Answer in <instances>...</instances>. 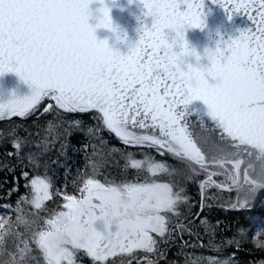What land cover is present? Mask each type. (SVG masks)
Listing matches in <instances>:
<instances>
[{"label": "snow or ice", "instance_id": "obj_1", "mask_svg": "<svg viewBox=\"0 0 264 264\" xmlns=\"http://www.w3.org/2000/svg\"><path fill=\"white\" fill-rule=\"evenodd\" d=\"M92 2L0 0V76L15 73L31 89L23 98L0 103V120L27 118L48 100L41 115L53 113L59 118L56 127L67 124L68 136L83 122L65 121L64 114H91L96 124L87 132L99 142L87 158L90 172L73 179L78 194L55 188L46 174L22 173L25 187L34 195L18 199L11 224L0 217V264H80L81 252L93 264H108L116 257H121L119 264H132L133 259L141 264L134 255L137 250L146 254L145 264H158L164 258L162 242L180 239L184 246L196 247L183 239L200 237L190 227L194 220L188 219L194 206L191 198L184 187L176 190L175 183L159 180L160 175H182L188 181L203 175L196 181L201 212L211 207L207 200L213 199L208 195L212 188L236 193L233 210L264 201V0H212L229 19L243 12L252 26L236 38L221 39L215 50L205 49L206 67L200 66L201 55L190 50L185 39L187 29L205 27L204 0H140L151 24L138 29L139 39L126 54L97 40L88 23ZM99 12L102 18L96 27L111 28L110 9ZM189 57H195V65L187 62ZM48 126L51 129L53 122ZM102 131L114 134L126 148L170 155L181 167L109 148ZM11 143L19 154L21 144L16 138ZM44 151L26 154L28 166L46 167ZM120 160L125 161L122 167ZM106 167H121L123 178L102 172ZM130 169L137 173L131 179ZM221 176L223 180L214 179ZM54 196L62 197L63 203L59 210L49 211L46 202ZM22 203L35 211L26 215ZM181 205H188L187 223L181 220ZM195 220L205 226L200 213ZM20 225L24 233L15 230ZM238 232L244 234V229ZM208 234L210 250L219 251L212 243L214 231ZM10 241L14 251L8 250ZM233 242L239 247L235 237L227 240L229 246ZM257 246L264 249V242ZM182 254L188 264L189 255ZM124 256L131 259L125 262ZM198 259L230 264V258Z\"/></svg>", "mask_w": 264, "mask_h": 264}, {"label": "trees", "instance_id": "obj_2", "mask_svg": "<svg viewBox=\"0 0 264 264\" xmlns=\"http://www.w3.org/2000/svg\"><path fill=\"white\" fill-rule=\"evenodd\" d=\"M50 101L45 100L41 103L37 111L27 118L11 117L9 119L0 120V217H7L11 224L17 215L16 203L20 197L27 196L29 199L34 195L29 188L25 187L27 183L23 172L27 171L29 176L37 174H46L52 179L55 188L61 191H67L70 194H78L75 192L73 186V179L78 173L90 172L87 167L88 157L92 153V145H99V142L93 139L87 132L90 125L95 126L96 121L91 118V114H64L65 121L81 120L83 123L79 130H72L70 136L64 133L67 124L56 127L59 118H54L53 113L41 115L43 108L47 106ZM39 117V118H38ZM48 122H53V127L49 129ZM10 132H14V137L10 136ZM100 135L107 141V147H116L125 149V151L133 152L135 158L140 159L138 155H150V153L135 152L131 149L124 148L123 144L107 131H102ZM16 138L22 146V151L19 154L14 153L11 140ZM87 146V147H85ZM44 155L42 160L46 162V167L34 169L28 166L26 154L40 153L42 150ZM13 152L12 156L8 153ZM125 163L120 160L119 164L122 167ZM6 165H10L14 170H10ZM121 167H106L102 172H110L117 180L122 179ZM136 174V172H135ZM134 170H129L127 176L129 179L135 176ZM103 180V176L98 177ZM169 181L177 185V189L183 186V176H170ZM196 182V181H194ZM187 195L191 198L190 204L194 206L191 208L192 216L189 220H194L193 225H190L193 231H199V241L195 238H190L188 235L187 241L190 244H196V247L184 246L178 239L175 243L169 241L168 243H160V252L164 253V258L158 259V264H186L185 256L189 255L188 264L191 260H196L197 264H206L205 260L198 259V257H218L220 259L230 258V264H264V249L257 246V242H263L256 238V232L263 228L264 222V202L256 200L255 205L250 209L233 210L230 205L236 199V193H227L212 188L208 191V195L214 197L213 194H221L220 200L216 203L213 199L207 200V204L211 207H205L203 212H200L201 217L206 218L205 226H201L199 220H195L196 213L200 209V194L198 183L187 181ZM63 199L60 196H54L52 201L46 202V207L49 211L53 209L59 210ZM258 204V205H257ZM11 205L12 207H7ZM182 206V205H181ZM21 207L26 215L31 214L35 210L30 204L22 203ZM188 205L181 220L187 216ZM41 216L47 215L45 212H40ZM7 227V226H6ZM207 227V232L205 231ZM239 229H244V234L238 232ZM16 231L24 233L23 225L15 228ZM214 231V239L212 243L219 247V251H213L209 248L210 235L208 233ZM235 237L239 241V247L233 242L231 246L228 245L227 240ZM30 246L35 248V245L29 241ZM202 243L204 246L200 247ZM22 246V245H21ZM8 250L14 251L13 242H9ZM146 254L141 251L135 256L140 260L141 264H145L143 257ZM149 255L151 259H157V256ZM159 255V254H157ZM3 259V257H0ZM80 264H93V261L83 252L78 254ZM115 259L117 264L121 258H110L108 264ZM123 259L127 262L131 257L124 256ZM132 264H137V260L133 259Z\"/></svg>", "mask_w": 264, "mask_h": 264}, {"label": "water", "instance_id": "obj_3", "mask_svg": "<svg viewBox=\"0 0 264 264\" xmlns=\"http://www.w3.org/2000/svg\"><path fill=\"white\" fill-rule=\"evenodd\" d=\"M110 8V16L113 21V26L118 27L122 34L126 35V39L122 42L118 41L110 29L96 27L99 23L98 17L100 13L99 0H93L89 5L90 15L88 23L95 29V36L98 41H107L109 47L114 51H119L121 54H126L129 47L134 45L139 39L140 29L143 25L150 26L151 17H146L143 4L140 0H105ZM204 28H189L185 32V39L190 47L194 48L200 55V66H208L209 61L204 56L205 49L215 50L217 42L221 39L228 40L236 38L240 31L250 28L252 22L243 13H235L229 19L225 10L212 0H204ZM182 6L181 10H183ZM188 63L196 64L195 57L186 58ZM212 82V81H210ZM31 93L28 84L20 80L15 73H5L0 76V103H6L13 98H23ZM14 94V95H13ZM257 165L259 162H255ZM244 165H242V168ZM222 192H228L220 190ZM234 192V191H233ZM232 193V192H228ZM199 209V213H200Z\"/></svg>", "mask_w": 264, "mask_h": 264}, {"label": "flooded vegetation", "instance_id": "obj_4", "mask_svg": "<svg viewBox=\"0 0 264 264\" xmlns=\"http://www.w3.org/2000/svg\"><path fill=\"white\" fill-rule=\"evenodd\" d=\"M123 147L126 148L124 145H123ZM128 149H131V150H133V151H135V152L139 151V152H141V153H150L149 156L154 157L155 160H157V161H166V162H167L168 164H170V165H173V166L178 167V168L181 167V165H179V164L177 163V161H176L172 156L167 155V154L164 155V156H161V155H159L154 149H150V148H143V149H141V148H132V147H128ZM138 156H140V159H143L145 155L143 154V155H138ZM134 174H135V170H134ZM136 175H137V173L135 174V176H136ZM139 175H140L141 178H143V176L145 175V173L141 172V173H139ZM169 178H170L169 175H160V176L158 177L159 180H161V181H165V182L169 181ZM202 178H203L202 175L199 176V177H196V180H195V181L203 180ZM183 179H184V181H182V182H183V186H182V187L185 188V190H186V193H185V194H187V189H188V187H187V181H188V180H186L184 176H183ZM192 183H196V182L192 181ZM186 206H187V205H182V206L180 207V211H181V212H182V211H186ZM182 221H183V220H182ZM183 222L186 223L185 221H183ZM153 235L155 236V234H153ZM187 237H188L187 235H184L183 239H184L185 241H187ZM157 239H159V238L157 237ZM176 240H178V239H176ZM179 240H180V239H179ZM180 241H181V240H180ZM141 251H142V250H137L136 253H135L134 255L140 253ZM116 258H121V257H116Z\"/></svg>", "mask_w": 264, "mask_h": 264}, {"label": "clouds", "instance_id": "obj_5", "mask_svg": "<svg viewBox=\"0 0 264 264\" xmlns=\"http://www.w3.org/2000/svg\"><path fill=\"white\" fill-rule=\"evenodd\" d=\"M100 8H108V9H110L109 7H108V5H107V3L105 2V0H102V2L100 3ZM99 8V9H100ZM99 9H98V12H99ZM100 13V12H99ZM102 18V13H100V15H99V17H98V20H100ZM112 20V19H111ZM108 29H110L112 32H113V34L115 35V37H116V39L118 40V41H123L125 38H126V35L125 34H122V32H121V30L118 28V27H114L113 26V21H112V26H111V28H108ZM107 42V41H106ZM188 43V42H187ZM189 45V44H188ZM189 48H190V50H195L194 48H192V47H190L189 46ZM177 51H180V49H179V47H177Z\"/></svg>", "mask_w": 264, "mask_h": 264}, {"label": "rangeland", "instance_id": "obj_6", "mask_svg": "<svg viewBox=\"0 0 264 264\" xmlns=\"http://www.w3.org/2000/svg\"><path fill=\"white\" fill-rule=\"evenodd\" d=\"M203 176V175H202ZM202 179H204V176H203V178ZM214 179H217V180H223L224 178L221 176V177H214ZM192 182V181H191ZM228 193V192H227ZM232 193H235V192H232ZM200 194V193H199ZM220 195L221 194H213V198H214V200L213 201H215L216 203H218L219 202V200H220ZM264 202V201H263ZM256 203H258V202H254V204L253 205H255ZM258 205V204H257ZM264 226V222H263V225H262V227ZM255 236H256V238L258 239V240H260V241H263L264 242V227L263 228H261V229H259L257 232H256V234H255Z\"/></svg>", "mask_w": 264, "mask_h": 264}]
</instances>
